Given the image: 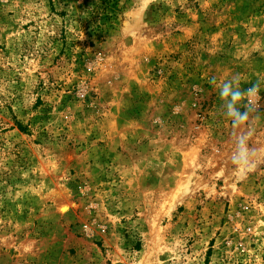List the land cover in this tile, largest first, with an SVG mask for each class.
Returning a JSON list of instances; mask_svg holds the SVG:
<instances>
[{"label":"rangeland","instance_id":"1","mask_svg":"<svg viewBox=\"0 0 264 264\" xmlns=\"http://www.w3.org/2000/svg\"><path fill=\"white\" fill-rule=\"evenodd\" d=\"M0 264H264V0H0Z\"/></svg>","mask_w":264,"mask_h":264},{"label":"clouds","instance_id":"2","mask_svg":"<svg viewBox=\"0 0 264 264\" xmlns=\"http://www.w3.org/2000/svg\"><path fill=\"white\" fill-rule=\"evenodd\" d=\"M215 83V81H212ZM259 84H254L252 87L245 91H242L239 86V77H233L231 80L224 81L219 86V96L224 100V114L231 119L234 126L243 124L249 119V112L252 110L249 108L246 111H240L238 107L239 102L242 98L254 97L259 90ZM252 100L249 99V104ZM238 143L237 152L232 156V161L237 166L246 165L249 159L248 150L244 147L245 141L241 137Z\"/></svg>","mask_w":264,"mask_h":264},{"label":"trees","instance_id":"3","mask_svg":"<svg viewBox=\"0 0 264 264\" xmlns=\"http://www.w3.org/2000/svg\"><path fill=\"white\" fill-rule=\"evenodd\" d=\"M17 127H18L19 130L22 131L23 128H22V126L20 124H17Z\"/></svg>","mask_w":264,"mask_h":264}]
</instances>
